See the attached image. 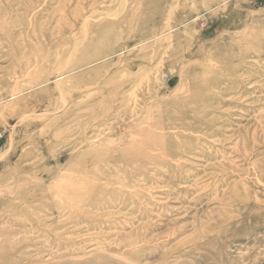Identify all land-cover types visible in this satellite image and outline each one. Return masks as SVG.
Returning <instances> with one entry per match:
<instances>
[{
    "label": "rangeland",
    "instance_id": "rangeland-1",
    "mask_svg": "<svg viewBox=\"0 0 264 264\" xmlns=\"http://www.w3.org/2000/svg\"><path fill=\"white\" fill-rule=\"evenodd\" d=\"M0 264H264V0H0Z\"/></svg>",
    "mask_w": 264,
    "mask_h": 264
}]
</instances>
